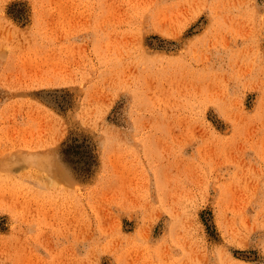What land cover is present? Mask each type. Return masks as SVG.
<instances>
[{
  "label": "rangeland",
  "instance_id": "1",
  "mask_svg": "<svg viewBox=\"0 0 264 264\" xmlns=\"http://www.w3.org/2000/svg\"><path fill=\"white\" fill-rule=\"evenodd\" d=\"M0 264H264V0H0Z\"/></svg>",
  "mask_w": 264,
  "mask_h": 264
}]
</instances>
